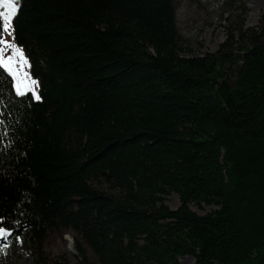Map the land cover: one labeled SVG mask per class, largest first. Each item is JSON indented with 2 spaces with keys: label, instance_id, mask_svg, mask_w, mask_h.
I'll return each instance as SVG.
<instances>
[{
  "label": "trees",
  "instance_id": "16d2710c",
  "mask_svg": "<svg viewBox=\"0 0 264 264\" xmlns=\"http://www.w3.org/2000/svg\"><path fill=\"white\" fill-rule=\"evenodd\" d=\"M174 4L18 2L40 99L0 69V228L32 264H264V14L186 54Z\"/></svg>",
  "mask_w": 264,
  "mask_h": 264
},
{
  "label": "rangeland",
  "instance_id": "374dc122",
  "mask_svg": "<svg viewBox=\"0 0 264 264\" xmlns=\"http://www.w3.org/2000/svg\"><path fill=\"white\" fill-rule=\"evenodd\" d=\"M174 5L180 43L187 48L186 54L201 55L207 51H216L231 28L236 30L238 22L242 23L243 27L255 26L264 14V0H175ZM10 31L11 35L3 32L2 38L20 47L14 41L13 30L10 29ZM7 55H11V50L5 52V56ZM25 59L28 65L23 71L29 73L31 80L37 81L30 74L29 60L26 55ZM16 67L19 68V64ZM33 87L38 93V81ZM166 201L170 207H176L179 204L178 194L171 192ZM189 205L198 213L217 207L206 203L198 206L194 202H190ZM73 236L70 231L51 230L47 236L45 248L53 253L66 250L71 261L77 262ZM88 255L94 262L95 257L90 250ZM0 264H32L30 252L21 245L18 237L10 236L7 231L4 236H0ZM176 264H196V262L192 255H183L178 257Z\"/></svg>",
  "mask_w": 264,
  "mask_h": 264
},
{
  "label": "snow or ice",
  "instance_id": "6c2138e0",
  "mask_svg": "<svg viewBox=\"0 0 264 264\" xmlns=\"http://www.w3.org/2000/svg\"><path fill=\"white\" fill-rule=\"evenodd\" d=\"M0 9H2L0 11V31L8 32L11 35L12 21L19 11L18 0H0ZM12 30L14 31V29ZM8 50H11V55L5 56V52ZM17 64H19V68L16 67ZM26 65H28V61L25 59L23 49L0 37V69H3L13 78L18 96L31 93L36 100H39L40 96L33 87L37 81L31 80L29 73L23 71ZM4 235L5 230L0 228V236Z\"/></svg>",
  "mask_w": 264,
  "mask_h": 264
}]
</instances>
